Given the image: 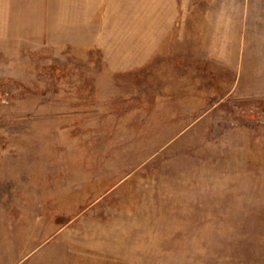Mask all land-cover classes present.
Wrapping results in <instances>:
<instances>
[{"label": "rangeland", "instance_id": "1", "mask_svg": "<svg viewBox=\"0 0 264 264\" xmlns=\"http://www.w3.org/2000/svg\"><path fill=\"white\" fill-rule=\"evenodd\" d=\"M62 227L264 264V0H0V264Z\"/></svg>", "mask_w": 264, "mask_h": 264}, {"label": "crops", "instance_id": "2", "mask_svg": "<svg viewBox=\"0 0 264 264\" xmlns=\"http://www.w3.org/2000/svg\"><path fill=\"white\" fill-rule=\"evenodd\" d=\"M59 230L63 234L59 242L48 241L47 247L43 250L37 249L38 246L33 248L16 264H117L116 260L114 263L111 260V252L107 251L106 247L104 250L101 245L95 248L93 244L75 243L71 240L72 228L62 227ZM98 233L104 235L106 240H108L107 235L111 236V230H105L104 226L99 229Z\"/></svg>", "mask_w": 264, "mask_h": 264}]
</instances>
